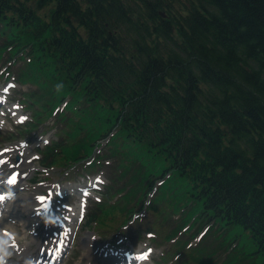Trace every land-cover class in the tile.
I'll list each match as a JSON object with an SVG mask.
<instances>
[{"label":"trees","instance_id":"16d2710c","mask_svg":"<svg viewBox=\"0 0 264 264\" xmlns=\"http://www.w3.org/2000/svg\"><path fill=\"white\" fill-rule=\"evenodd\" d=\"M0 40L108 101L264 264V0H0Z\"/></svg>","mask_w":264,"mask_h":264},{"label":"rangeland","instance_id":"374dc122","mask_svg":"<svg viewBox=\"0 0 264 264\" xmlns=\"http://www.w3.org/2000/svg\"><path fill=\"white\" fill-rule=\"evenodd\" d=\"M29 58L25 57L23 61L17 60L12 67V71L14 72V76L12 77L15 79L14 81L16 82V87L11 90V93L8 94V100L9 101H16L20 100L22 98V94H26V99L24 101L20 102L22 104L29 103L30 106L33 108H36L37 103H34L33 100L39 99L40 101H43V98L40 96L41 90L34 85L33 83H22L21 78L19 79L17 76V72L22 68H28L31 72L30 74H36L40 73L41 75H38L37 78L39 81H41L42 75L44 77L50 78V70L51 68H47L46 65L41 67L39 64L35 62L34 59L27 61ZM4 62V61H3ZM1 65H3L1 63ZM2 73H0V81L2 76ZM23 106V105H22ZM24 108V106H23ZM23 111V109L21 110ZM92 111V110H91ZM58 112V111H56ZM55 112V113H56ZM102 113L103 110L100 108H97L95 110V113ZM28 114V112H26ZM33 111H31V115H33ZM41 116H44L47 113L46 109H43L42 111L39 112ZM59 114V113H58ZM71 115L74 116V113H70ZM37 116V113L33 115V117ZM9 118L10 116L7 115ZM14 118V116H12ZM68 120H69V115H67L66 118L61 117L59 118L58 115L57 117H49L46 119L45 122H39L34 128L29 129V133H25V135H28V138L30 140V145H29V150L28 153L33 155V161L35 163L34 165V172L29 176L30 177V185L25 188H21L17 192L18 197H22L24 200L23 205H20L17 210L20 212L19 218H23L21 221H14L15 225L17 226L18 231L21 233V236L18 239V242L22 245L25 246L26 249L29 251H38L40 252H45L44 249H41L43 243H41L42 238H44V230L46 229L47 223L43 224L42 222H39V216H31L33 212H31V207H33V194L40 193L41 191H44L46 187L50 186L53 182L55 181H60L62 182L61 184L64 185H70V186H76L78 184H81L84 182L87 177H93L95 174H99L102 176V180L104 182L103 186H101V191L103 192L105 190V187L109 182H111L112 186L110 189H112L115 193V196L110 198H113L112 201L116 200L115 205L113 206L114 209L117 210V215L113 221V219H106L105 225L99 224L103 229V236H101L100 239L98 237L94 238L91 241L88 242L87 239L84 240L85 237L87 236H92L93 232H89V228L87 226H84V222L81 223L78 234L76 236V242L74 243L70 254L68 255L67 258L63 261L62 264H83L84 262L86 263H91V264H113L116 260L117 255H119V252L123 251V246L122 245H128L129 249L132 247H143L144 243L148 242V240L145 238V235H147V232L150 231L151 226L155 224L156 220L153 218V215L150 213L149 208L147 209H140L138 205L136 204V199L137 196L141 193H143L144 189L147 186V183L149 180V172H156L154 171V168L157 165H161L162 159H157L156 157L152 156L150 153L146 152L144 148H141V145L132 140H127L126 138H118V137H113V143L115 146L120 147L121 150V155H124L128 157L130 160L133 157V152H140L144 157H147L149 159H153L156 162H153L152 165L149 167V169H145L140 176L137 174L142 171L141 165L135 161L131 165L127 166L125 171L122 172V167L119 165V160H120V155L119 152L113 151V149L104 147L100 148L97 151L102 153H106L104 156H102L101 161L98 162L97 167L94 171H88L87 170V159H84L81 162L74 164L71 168H67L66 166H57V167H52V168H44L42 166H38L39 164V157L41 156V152H39V148L43 146L45 143V140L43 139H48L49 141L51 139L58 140L59 145L54 146L53 150L54 153H57L59 150H62L65 148L66 144H68L71 140H69V135L67 133L69 127H68ZM11 123H9V126H6L2 129H0V132L4 134L7 130H10L12 132L15 131V127L19 126L16 125L12 120H10ZM87 124H84V126L80 129L78 136L83 137L85 135L86 131V126ZM27 131V130H26ZM15 135H17L15 133ZM98 133L97 132H89L86 134L84 141L88 142L90 139L95 141L97 140ZM19 138H12L8 140L6 143L0 138V147L2 146H8V145H19ZM95 141L91 142L94 143ZM104 144V141H102ZM103 147V146H102ZM38 152L35 153V152ZM76 151H78L76 149ZM75 151V153H76ZM96 151V152H97ZM109 151V153H108ZM56 154H54L55 156ZM75 155V154H74ZM111 155V156H110ZM50 160H53L49 156ZM9 159H12V156H9ZM37 159V160H36ZM36 160V161H35ZM8 162V160H7ZM32 163V162H31ZM31 163H27L28 166H32ZM69 166V164H68ZM0 168L3 170L8 169V163L0 165ZM147 171V172H146ZM88 172V173H86ZM146 172V173H145ZM124 173V174H123ZM156 173H159V170H157ZM137 175V176H136ZM132 176H136L131 181ZM124 181V182H123ZM184 181L181 177L178 176V174H173L171 175L170 178V184H176L178 182ZM133 182V183H132ZM102 184V183H101ZM153 193V192H151ZM79 194L75 195L71 199L68 200V202L72 201L74 203L77 201ZM165 197L162 189L160 192L153 197L152 200V205L155 206L156 204H159L160 201ZM110 200V199H109ZM94 200H90L89 206L87 207V212H90L91 206L93 205ZM148 203V200L147 202ZM58 206L63 208V204L59 203ZM160 205H158L159 207ZM191 206V205H190ZM189 206V207H190ZM29 207V212H24L26 208ZM132 209V210H130ZM156 209L153 208V212H155ZM135 212H139V216L133 218V214ZM6 213V212H5ZM133 215V216H132ZM28 218V219H27ZM130 218V219H128ZM178 216L173 215L171 219L173 221H165V224H163V229H164V235L167 234V232L170 231V229L174 226V221L178 220ZM26 219L28 222H26ZM102 219V218H101ZM126 219L127 222L126 224L122 225V221ZM153 219V220H152ZM86 220V219H85ZM113 221V223H112ZM153 221V222H151ZM168 222V223H167ZM34 224V225H33ZM112 224H115L119 229L123 230L126 235V241L119 236V231L116 232V227L112 228ZM33 225V226H32ZM160 226V223H159ZM41 227V228H40ZM42 230L41 232L38 233V235H28V230ZM33 228V229H32ZM94 228L97 230V225L94 226ZM107 228H112V229H107ZM107 229V230H104ZM98 231V230H97ZM38 232V231H37ZM158 234L156 238L159 239V232H155ZM100 234V233H99ZM180 234L178 237L183 238L185 235L183 232H178ZM101 235V234H100ZM210 236L213 237L216 241H219L220 239L217 236H214L210 232ZM116 238L117 243L121 242L122 244L118 245V248L114 249L118 252V254H114L113 256H108L104 255V252L110 251V247L107 244L106 240L107 238ZM155 238V239H156ZM106 239V240H105ZM175 239V238H174ZM174 239H168L167 236H163L162 239H159L161 241L165 242H158L150 240V245L153 247L151 254V260L146 262V264H156L153 261H156L157 259L161 262L160 264H184L180 260V255L175 254L174 256H171L168 260L162 262L158 256V254L162 253V250H167L170 249V244L174 241ZM124 240V241H122ZM1 241H6V239H3ZM13 246H6L4 250L5 256H7L9 259L12 260L14 258L18 259V255L14 256L13 254H16L13 252ZM172 247V246H171ZM233 247V245L231 246ZM172 249H174L172 247ZM233 248L230 249V247H227L226 249L222 247H216L215 250H226L222 251L221 254H218L220 259L224 257V253L228 252L229 250H232ZM217 251V253L219 252ZM23 257L26 256V254L22 255ZM6 257V258H7ZM115 257V258H113ZM185 257V256H184ZM153 258V260H152ZM186 259V258H185ZM22 260V259H20ZM176 260V261H175ZM187 264L191 263V259H186Z\"/></svg>","mask_w":264,"mask_h":264},{"label":"snow or ice","instance_id":"6c2138e0","mask_svg":"<svg viewBox=\"0 0 264 264\" xmlns=\"http://www.w3.org/2000/svg\"><path fill=\"white\" fill-rule=\"evenodd\" d=\"M3 151H9V149H4ZM5 163H6L5 160L0 159V165H3V164H5ZM15 182H16V175H13V176L11 177V179L8 180V183H9V184H14ZM3 199H4V197H3V196H0V200H3ZM38 199H39L40 201H44V200H45V197L41 196V197H38ZM0 264H3V258H2V257H0Z\"/></svg>","mask_w":264,"mask_h":264},{"label":"bare ground","instance_id":"6f19581e","mask_svg":"<svg viewBox=\"0 0 264 264\" xmlns=\"http://www.w3.org/2000/svg\"><path fill=\"white\" fill-rule=\"evenodd\" d=\"M25 163H23V165H24ZM19 199V198H18ZM18 199H14V200H11L9 203H8V206H10V205H12V204H14ZM80 207H81V205H78L76 208H74L72 211H71V214L73 215V217H75V215L77 214V210L78 209H80ZM65 224L67 223V222H64ZM67 225V224H66Z\"/></svg>","mask_w":264,"mask_h":264}]
</instances>
